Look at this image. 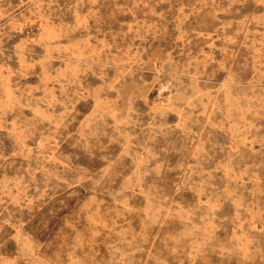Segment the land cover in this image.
Listing matches in <instances>:
<instances>
[{"label":"rangeland","instance_id":"rangeland-1","mask_svg":"<svg viewBox=\"0 0 264 264\" xmlns=\"http://www.w3.org/2000/svg\"><path fill=\"white\" fill-rule=\"evenodd\" d=\"M0 264H264V0H0Z\"/></svg>","mask_w":264,"mask_h":264}]
</instances>
